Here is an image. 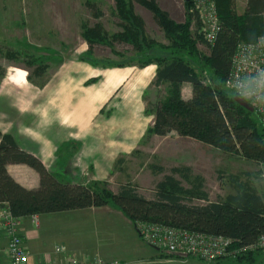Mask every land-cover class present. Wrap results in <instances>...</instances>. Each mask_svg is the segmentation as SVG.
Instances as JSON below:
<instances>
[{
    "label": "trees",
    "instance_id": "1",
    "mask_svg": "<svg viewBox=\"0 0 264 264\" xmlns=\"http://www.w3.org/2000/svg\"><path fill=\"white\" fill-rule=\"evenodd\" d=\"M133 1L149 10L161 28L167 43H159L144 29V22L134 12ZM185 17L174 22L155 0H114L112 13L118 19V31L108 33L99 21L81 23V36L87 50L79 60L97 66L92 47L100 44L114 48V43L131 46L129 62L107 61L102 67L136 63L139 67H156L154 88L164 85V95L154 102L146 101L145 113L153 116L145 136H165L175 132L180 137L209 145L225 155L238 156L257 165L264 164V124L260 116L239 105L235 91L225 86L231 68V56L239 42H252L264 36V0H246L237 12L234 0H216L219 29L212 43L198 34L199 19L189 1H183ZM94 8L93 3H88ZM96 18L98 12L95 13ZM205 46L207 53L198 49ZM10 50V51H9ZM11 60L21 52L8 48ZM26 66L36 76L46 68L44 57L23 53ZM209 77L204 82L203 74ZM30 75H28V78ZM191 85V97L183 98L182 83ZM43 86L44 82L36 83ZM124 162L119 157L114 169ZM9 163H22L33 168L40 177L39 187L26 189L7 172ZM154 174L163 173L155 184L152 198L141 195L129 182L116 191L108 182L87 185L58 181L34 155L19 148L13 137L0 132V203L15 217H30L70 210L110 206L120 211L131 223H159L205 234L221 235L232 240V247L246 249L264 235V189L258 190L248 174L229 175L233 191L211 201L205 190V178L188 165L173 166L164 173L161 165H148ZM260 177V168L258 170ZM178 177H177V176ZM264 181V180H262ZM194 200L202 201L195 203ZM159 257L173 255L160 251ZM264 264V251H240L236 256L218 258L213 263Z\"/></svg>",
    "mask_w": 264,
    "mask_h": 264
},
{
    "label": "rangeland",
    "instance_id": "2",
    "mask_svg": "<svg viewBox=\"0 0 264 264\" xmlns=\"http://www.w3.org/2000/svg\"><path fill=\"white\" fill-rule=\"evenodd\" d=\"M155 1L174 22L184 20V0ZM88 3H93L95 7L91 8ZM234 3L237 12L244 10L245 0H234ZM133 4L134 12L144 22L145 32L157 42L166 44L167 40L153 14L136 1ZM113 8L114 0H0V111H25L22 109L28 104H36L37 100L33 99L42 87L37 86V82L45 83L56 71L57 75L77 71L73 62L88 48L81 36V23L93 25L99 21L109 34L118 31V19L112 13ZM197 46L201 52L207 53L201 43ZM8 48L21 52L20 56L9 59ZM114 48L122 55L114 54L108 46L95 44L92 57L100 63L95 67H102L107 61L115 64L129 62L127 57L132 53L131 46L114 43ZM26 52L45 58L46 68L41 75L36 76L33 68L25 65L23 53ZM131 65L137 66L136 63H128L107 68L122 69ZM203 76L204 82H209V76L206 73ZM144 95L148 102H154L164 95V87L156 90L150 83ZM194 142L176 134L151 138L144 133L141 142L124 157L117 171L114 170L106 180L92 179L88 183L108 182L109 188L116 191L120 184L129 182L137 187L141 195L152 198L155 184L163 173L154 174L148 167L150 163L163 166L164 173H169L171 167L191 162L205 178V190L211 201L233 191L229 175L248 174L258 190L264 189V181L257 174L260 165ZM194 202L202 203L199 200ZM74 216L75 229L71 228V235L75 245L82 249V254H97L105 259H117L123 264H227L226 261L207 263L196 258L186 261L173 256L161 258L160 251L145 243L139 233V225H134L110 206L75 212Z\"/></svg>",
    "mask_w": 264,
    "mask_h": 264
},
{
    "label": "crops",
    "instance_id": "3",
    "mask_svg": "<svg viewBox=\"0 0 264 264\" xmlns=\"http://www.w3.org/2000/svg\"><path fill=\"white\" fill-rule=\"evenodd\" d=\"M75 60L77 71L52 74L39 88L33 99L37 100L35 105L27 103L28 107L22 109L25 111H0V132L11 135L21 150L36 156L58 181L87 185L92 179L106 180L117 171L115 160L126 158L136 149L152 124L153 116L144 113V94L155 78L156 67L150 64L116 69ZM161 87L164 85L157 89ZM190 95L191 85L182 83L181 96L188 99ZM171 134L176 133L151 138ZM183 164L202 175L193 163ZM6 170L24 188L39 187V174L30 166L9 163ZM91 209L38 215L37 226L30 217H23L20 234L28 250V264L58 259L54 249L60 245L81 256L82 249L71 235L74 213ZM6 245L0 231V264H8Z\"/></svg>",
    "mask_w": 264,
    "mask_h": 264
},
{
    "label": "built area",
    "instance_id": "4",
    "mask_svg": "<svg viewBox=\"0 0 264 264\" xmlns=\"http://www.w3.org/2000/svg\"><path fill=\"white\" fill-rule=\"evenodd\" d=\"M191 9L198 16V34L212 43L219 29L216 0H189ZM231 56V68L225 86L234 90L260 116L264 124V36L252 42H239ZM260 177L264 180V164L260 165ZM31 223L38 225V215L30 216ZM22 217L13 216L4 203H0V231L4 234L8 264H28V250L20 234ZM145 243L158 250L173 255L180 261L189 258L203 262H213L218 258L234 257L240 251L259 249L264 251V235L248 248L232 247L230 238L192 232L159 223H138ZM58 259L37 264H123L117 259H105L99 255L76 256L68 252L64 245L56 246Z\"/></svg>",
    "mask_w": 264,
    "mask_h": 264
},
{
    "label": "water",
    "instance_id": "5",
    "mask_svg": "<svg viewBox=\"0 0 264 264\" xmlns=\"http://www.w3.org/2000/svg\"><path fill=\"white\" fill-rule=\"evenodd\" d=\"M185 1H189V0H185ZM239 105H241L242 107H244L245 109L249 110V111H253L252 107L249 106V104L245 101L242 100V98L238 95H235L233 98Z\"/></svg>",
    "mask_w": 264,
    "mask_h": 264
},
{
    "label": "snow or ice",
    "instance_id": "6",
    "mask_svg": "<svg viewBox=\"0 0 264 264\" xmlns=\"http://www.w3.org/2000/svg\"><path fill=\"white\" fill-rule=\"evenodd\" d=\"M21 75H23V74H21Z\"/></svg>",
    "mask_w": 264,
    "mask_h": 264
}]
</instances>
